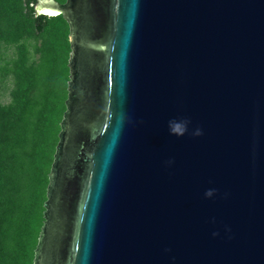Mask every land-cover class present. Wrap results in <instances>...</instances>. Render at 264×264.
<instances>
[{
    "label": "water",
    "instance_id": "95a60500",
    "mask_svg": "<svg viewBox=\"0 0 264 264\" xmlns=\"http://www.w3.org/2000/svg\"><path fill=\"white\" fill-rule=\"evenodd\" d=\"M56 4L70 79L33 264H264V0Z\"/></svg>",
    "mask_w": 264,
    "mask_h": 264
},
{
    "label": "trees",
    "instance_id": "16d2710c",
    "mask_svg": "<svg viewBox=\"0 0 264 264\" xmlns=\"http://www.w3.org/2000/svg\"><path fill=\"white\" fill-rule=\"evenodd\" d=\"M38 2L0 0V264H33L66 111L70 26Z\"/></svg>",
    "mask_w": 264,
    "mask_h": 264
},
{
    "label": "clouds",
    "instance_id": "9594fccd",
    "mask_svg": "<svg viewBox=\"0 0 264 264\" xmlns=\"http://www.w3.org/2000/svg\"><path fill=\"white\" fill-rule=\"evenodd\" d=\"M30 7L35 8V16L38 18L40 16H46L48 18L60 17L65 14V9L61 8L56 4L55 0H39L36 5H30ZM190 121L188 120H172L169 121L170 133L174 136L183 137L188 132V125ZM193 135L201 136L203 135L202 130L197 129ZM171 163V162H169ZM215 190L209 189L205 196L207 198H212L215 195ZM219 235V233H214Z\"/></svg>",
    "mask_w": 264,
    "mask_h": 264
},
{
    "label": "rangeland",
    "instance_id": "374dc122",
    "mask_svg": "<svg viewBox=\"0 0 264 264\" xmlns=\"http://www.w3.org/2000/svg\"><path fill=\"white\" fill-rule=\"evenodd\" d=\"M2 101L3 102H8L9 100H8V94H7V92H3V94H2Z\"/></svg>",
    "mask_w": 264,
    "mask_h": 264
}]
</instances>
